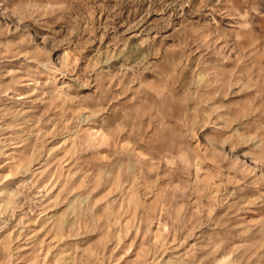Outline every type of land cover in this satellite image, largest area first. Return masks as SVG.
Listing matches in <instances>:
<instances>
[{"label":"clouds","instance_id":"1","mask_svg":"<svg viewBox=\"0 0 264 264\" xmlns=\"http://www.w3.org/2000/svg\"><path fill=\"white\" fill-rule=\"evenodd\" d=\"M0 264H264V0H0Z\"/></svg>","mask_w":264,"mask_h":264}]
</instances>
